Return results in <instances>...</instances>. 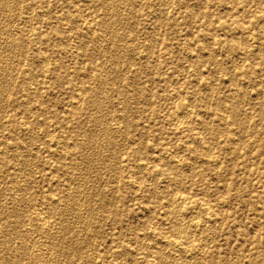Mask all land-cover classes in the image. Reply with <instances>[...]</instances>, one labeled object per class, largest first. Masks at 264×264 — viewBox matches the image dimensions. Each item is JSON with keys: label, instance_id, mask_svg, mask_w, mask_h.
Wrapping results in <instances>:
<instances>
[{"label": "rangeland", "instance_id": "obj_1", "mask_svg": "<svg viewBox=\"0 0 264 264\" xmlns=\"http://www.w3.org/2000/svg\"><path fill=\"white\" fill-rule=\"evenodd\" d=\"M0 264H264V0H0Z\"/></svg>", "mask_w": 264, "mask_h": 264}, {"label": "bare ground", "instance_id": "obj_2", "mask_svg": "<svg viewBox=\"0 0 264 264\" xmlns=\"http://www.w3.org/2000/svg\"><path fill=\"white\" fill-rule=\"evenodd\" d=\"M5 7H7V6H5ZM3 9H4V8H3ZM230 23H231V22H230ZM111 31H112V30H111ZM112 32H113V31H112ZM19 56H20V55H19ZM8 67H9V66H8ZM6 71H7V69H6ZM6 75H7V74H6ZM102 78H103V77H102ZM3 80H4V79H3ZM100 103H101V102H100ZM79 104H80V103H79ZM176 106H177V105H176ZM119 108H120V107H119ZM174 109H175V107H174ZM101 110H102V109H101ZM177 110H178V109H177ZM177 110H176V111H177ZM191 110H192V109H191ZM179 111H180V109H179ZM189 111H190V110H189ZM183 112H185V111H183ZM173 113H174V112H173ZM176 113H177V112H176ZM179 113L182 114V112H179ZM183 114H184V113H183ZM185 114H186V116H187L188 113L185 112ZM177 116H178V114L175 115V118H176ZM184 117H185V116H184ZM185 118H186V117H185ZM185 118H184V119H185ZM181 119L183 120L182 117H181ZM181 119L179 118V120H181ZM185 120H186V119H185ZM174 121H176V120H174ZM177 122H178V121H177ZM178 123H179V122H178ZM178 123H177V125H178ZM181 123H182V122H181ZM106 136H107V135H106ZM100 141H101V140H100ZM95 144H96V143H95ZM203 149H204V148H203ZM206 151H208V150H206ZM206 151H205V152H206ZM205 154H206V153H205ZM103 168H104V167H103ZM12 183H13V182H12ZM179 194H180V193H179ZM182 194H183V193H182ZM182 194H181V195H182ZM175 198H180V196H177V195H176ZM175 198L173 197V199H175ZM171 199H172V198H171ZM173 199H172V200H173ZM188 200H189V199H188ZM192 200H193V198H192ZM10 201H11V200H10ZM179 201H180V200H179ZM172 202H173V201H172ZM172 202H171V203H172ZM177 202H178V201H177ZM188 202H189V201H188ZM191 202H193V201H191ZM195 202H196V201H195ZM171 203H170V204H171ZM177 204H178V203H177ZM196 204H197V203H196ZM200 204H201V203H200ZM194 205H195V203H194ZM170 206H171V205H170ZM204 206H206V205H204ZM200 208H201V207H200ZM203 208H204V207H203ZM207 208H208V207H207ZM175 209H176V208H175ZM197 210H198V209H197ZM204 210H205V209H204ZM209 211H210V210H209ZM209 211H208V212H209ZM204 212H206V211H204ZM204 214H206V213H204ZM209 214H210V213H209ZM197 218H198V217H197ZM41 219H42V218H41ZM44 220H45V219H44ZM43 222H44V221H43ZM179 229H180V228H179ZM180 230H182V229H180ZM184 230H185V229H184ZM184 230H182V231H184ZM177 234H178V232H177ZM183 234H184V233H183ZM179 236H180V235H179ZM165 237H166V236H165ZM185 238H186V237H185ZM169 239H170V238H169ZM167 240H168V238H167ZM50 242H51V241H50ZM168 242H169V240H168ZM28 243H29V242H28ZM167 244H168V243H167ZM41 261H42V260H41ZM21 262H22V261H21Z\"/></svg>", "mask_w": 264, "mask_h": 264}]
</instances>
